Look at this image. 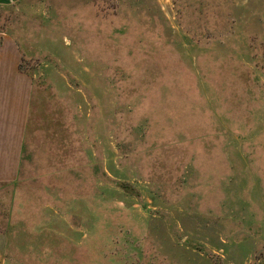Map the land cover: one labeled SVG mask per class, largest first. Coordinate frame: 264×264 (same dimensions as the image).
I'll list each match as a JSON object with an SVG mask.
<instances>
[{"label": "rangeland", "instance_id": "obj_1", "mask_svg": "<svg viewBox=\"0 0 264 264\" xmlns=\"http://www.w3.org/2000/svg\"><path fill=\"white\" fill-rule=\"evenodd\" d=\"M32 80L5 264H264V0L0 6Z\"/></svg>", "mask_w": 264, "mask_h": 264}, {"label": "crops", "instance_id": "obj_2", "mask_svg": "<svg viewBox=\"0 0 264 264\" xmlns=\"http://www.w3.org/2000/svg\"><path fill=\"white\" fill-rule=\"evenodd\" d=\"M20 1L0 0V6ZM19 66L16 43L0 34V184L16 182L22 164L32 80ZM6 252L7 238L0 233V264H5Z\"/></svg>", "mask_w": 264, "mask_h": 264}]
</instances>
